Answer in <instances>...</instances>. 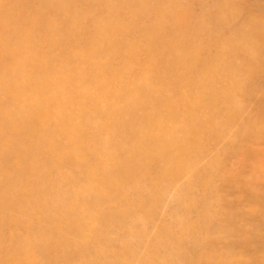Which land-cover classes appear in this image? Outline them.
<instances>
[{
  "label": "rangeland",
  "instance_id": "374dc122",
  "mask_svg": "<svg viewBox=\"0 0 264 264\" xmlns=\"http://www.w3.org/2000/svg\"><path fill=\"white\" fill-rule=\"evenodd\" d=\"M0 264H264V0H0Z\"/></svg>",
  "mask_w": 264,
  "mask_h": 264
}]
</instances>
